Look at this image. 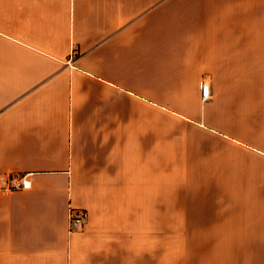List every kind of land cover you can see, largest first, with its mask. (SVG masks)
Wrapping results in <instances>:
<instances>
[{
    "label": "crops",
    "instance_id": "crops-1",
    "mask_svg": "<svg viewBox=\"0 0 264 264\" xmlns=\"http://www.w3.org/2000/svg\"><path fill=\"white\" fill-rule=\"evenodd\" d=\"M188 142L198 264H264V0H0V264H155Z\"/></svg>",
    "mask_w": 264,
    "mask_h": 264
},
{
    "label": "rangeland",
    "instance_id": "rangeland-1",
    "mask_svg": "<svg viewBox=\"0 0 264 264\" xmlns=\"http://www.w3.org/2000/svg\"><path fill=\"white\" fill-rule=\"evenodd\" d=\"M188 132L194 136V126H188ZM173 147V169L182 164L184 172L173 173L171 203V234L164 231L162 222L157 226L155 236L150 237L149 246H155V264H198L196 252V233L194 206L196 202L194 173V143L188 142L186 149ZM175 163V164H174ZM189 208L187 214H181V205Z\"/></svg>",
    "mask_w": 264,
    "mask_h": 264
},
{
    "label": "built area",
    "instance_id": "built-area-1",
    "mask_svg": "<svg viewBox=\"0 0 264 264\" xmlns=\"http://www.w3.org/2000/svg\"><path fill=\"white\" fill-rule=\"evenodd\" d=\"M202 99L204 101L209 99V85L204 82L202 84ZM30 188V180L27 174L11 173L5 185L0 189L4 194H9L14 191L26 190ZM87 220V211L83 208L69 209V230L73 231L82 228Z\"/></svg>",
    "mask_w": 264,
    "mask_h": 264
}]
</instances>
